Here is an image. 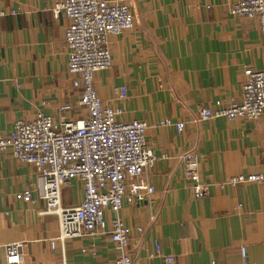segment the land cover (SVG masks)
<instances>
[{
	"label": "crops",
	"instance_id": "crops-1",
	"mask_svg": "<svg viewBox=\"0 0 264 264\" xmlns=\"http://www.w3.org/2000/svg\"><path fill=\"white\" fill-rule=\"evenodd\" d=\"M61 0H0V130L39 113L60 121L84 120L80 90L69 72L68 20L53 13ZM123 1L134 27L111 36L113 62L96 74L105 104L123 121L148 125L147 146L157 156L145 175L155 192L126 204L122 217L135 264H264V183L221 187L228 178L264 172V115L256 122L200 120L202 108L219 109L242 98L245 73L264 67V40L256 18L236 16L238 0ZM127 97L120 99L118 90ZM70 104L67 113L61 107ZM186 122L183 133L165 124ZM193 149L199 175L209 184L203 199L185 178L183 154ZM36 168L0 153V264L6 247L22 244L19 264H117L110 235L115 213L106 211L103 233L56 242L57 215L46 213ZM84 198L74 180L62 206ZM155 243L161 246L156 254ZM247 253L242 258V249Z\"/></svg>",
	"mask_w": 264,
	"mask_h": 264
},
{
	"label": "built area",
	"instance_id": "built-area-1",
	"mask_svg": "<svg viewBox=\"0 0 264 264\" xmlns=\"http://www.w3.org/2000/svg\"><path fill=\"white\" fill-rule=\"evenodd\" d=\"M53 13L68 20L65 37L70 50L69 72L74 86L80 90L79 104L88 116L81 121L65 116L55 121L52 116L39 113L34 120H18L10 134L0 130V153H9L23 164L36 168L38 191L47 205L46 213L57 215L60 235L56 242L103 233L105 214L115 213L109 232L118 254L117 264H135L131 256V240L120 212L126 204L140 203L155 192L145 181L146 172L157 162L154 151L147 146L148 125L142 120L123 121L122 110L105 104L98 95L94 81L96 74L108 70L113 62L109 49L111 36L121 35L134 27V14L123 1L61 0ZM236 16L256 18L264 40V0H238L231 6ZM242 98L225 108L200 110V120L216 118L256 122L264 115V67L245 73ZM120 99L127 97L125 88L118 90ZM72 106L61 107L63 113ZM175 125L183 133L186 122ZM185 178L192 182L196 199L209 193V184L201 181L200 160L195 150L183 154ZM74 180L83 185L84 198L72 208L62 206V191ZM264 183V172L240 174L228 178L221 187L247 183ZM156 254L161 246L155 243ZM22 244L6 247L7 264H19ZM242 258L247 253L242 249ZM168 263L175 259L168 257Z\"/></svg>",
	"mask_w": 264,
	"mask_h": 264
}]
</instances>
